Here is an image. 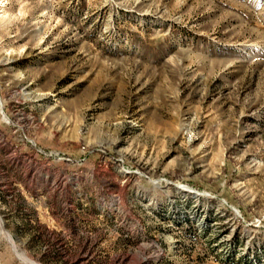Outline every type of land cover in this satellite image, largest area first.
Here are the masks:
<instances>
[{
  "label": "rangeland",
  "instance_id": "rangeland-1",
  "mask_svg": "<svg viewBox=\"0 0 264 264\" xmlns=\"http://www.w3.org/2000/svg\"><path fill=\"white\" fill-rule=\"evenodd\" d=\"M0 99V264H264V0H0Z\"/></svg>",
  "mask_w": 264,
  "mask_h": 264
},
{
  "label": "built area",
  "instance_id": "built-area-1",
  "mask_svg": "<svg viewBox=\"0 0 264 264\" xmlns=\"http://www.w3.org/2000/svg\"><path fill=\"white\" fill-rule=\"evenodd\" d=\"M4 122V121H3ZM3 129V123L0 122V131Z\"/></svg>",
  "mask_w": 264,
  "mask_h": 264
},
{
  "label": "water",
  "instance_id": "water-1",
  "mask_svg": "<svg viewBox=\"0 0 264 264\" xmlns=\"http://www.w3.org/2000/svg\"><path fill=\"white\" fill-rule=\"evenodd\" d=\"M193 194H200L199 192H197V191H193Z\"/></svg>",
  "mask_w": 264,
  "mask_h": 264
},
{
  "label": "bare ground",
  "instance_id": "bare-ground-1",
  "mask_svg": "<svg viewBox=\"0 0 264 264\" xmlns=\"http://www.w3.org/2000/svg\"><path fill=\"white\" fill-rule=\"evenodd\" d=\"M2 107V102H1V99H0V108Z\"/></svg>",
  "mask_w": 264,
  "mask_h": 264
}]
</instances>
